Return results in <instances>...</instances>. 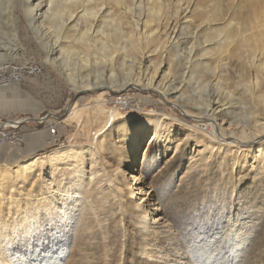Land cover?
Listing matches in <instances>:
<instances>
[{
	"label": "rangeland",
	"instance_id": "obj_1",
	"mask_svg": "<svg viewBox=\"0 0 264 264\" xmlns=\"http://www.w3.org/2000/svg\"><path fill=\"white\" fill-rule=\"evenodd\" d=\"M26 7L0 2L25 70L0 87V264H264V41H239L264 0H58L34 26Z\"/></svg>",
	"mask_w": 264,
	"mask_h": 264
},
{
	"label": "bare ground",
	"instance_id": "obj_2",
	"mask_svg": "<svg viewBox=\"0 0 264 264\" xmlns=\"http://www.w3.org/2000/svg\"><path fill=\"white\" fill-rule=\"evenodd\" d=\"M1 1H9V3L13 4L15 0H0V2ZM35 1H37V3L34 5ZM26 6H27L26 7L27 17H28L30 24L32 26L36 25L42 19L43 20L48 19L50 15H52V18H51L52 20H54L56 17H58V14L56 12V11H58V0H26ZM157 7H159V12H161L164 5L161 3H157ZM9 9H10V7H9ZM9 13H10V11H9ZM11 16H12V14H11ZM69 20H73V15H69ZM135 26L138 27V24L136 23ZM147 29H148V27H147ZM175 30H176V26H172V27L170 26V29H169L170 36L172 34H174ZM136 31H137V29H136ZM154 34L155 33H153V31L151 32V31L147 30V32L145 34H142V35H143V37L145 36L144 37L145 42L149 43L150 38H152L154 36ZM169 34L167 33V36H169ZM259 39H261V41H264V17L263 16L262 17L257 16L254 21L246 24L244 33H242V36L239 37V41L246 47H250V44L253 41H255V44L257 45ZM135 40L134 41L132 40V44L134 43L133 45L136 47L135 42H138V40L137 39H135ZM120 51H122V50H120ZM189 56H190L189 59H191V60L195 58L193 54H190ZM4 57H5L4 55H0V59H2V60H0V73L2 71H4L7 67L9 69H12V71H15V72H18L19 70H21L19 68L16 69V68H13V67L11 68L10 66H8L7 62H9V61L6 60ZM138 60H137V62H139V64L141 66L143 65V63H145L143 59H138ZM191 60H189V61H191ZM110 61L111 60H108V62H110ZM65 76L68 77L69 75H65ZM155 79H156V75L151 76L149 78L147 84H143L142 87L144 89H152V91L155 90V91L159 92L160 95L163 96V98L165 100L168 99V95L173 91L170 89L169 90H164V89L161 90V89L157 88V86H155ZM129 84H131V83H129V82L125 83L124 85H122L120 87H112V86H106V85H88V86H84L82 88H78V90L80 91V93H86L89 91H93V92H100V91H102V92H110V91L113 92V91H115V92L119 93L121 91H127L131 87ZM131 85L140 86L137 82H133ZM253 86L256 88V84H254ZM169 87H170V85H169ZM220 100H222V99H219V98L216 99L215 98V99L210 100V104L207 107L206 115L203 116V118H200V122H209V121L211 122V120H213V117L215 116V114H217L219 111L222 110V108H224L225 105H223V102H222L223 100L222 101H220ZM261 122H262L261 120H258L257 126H255V128L257 129V134H263L264 135V123H261ZM209 126H210V130H211L210 132H211V135H213V138L217 139L219 142H225L226 141V139H224L221 135L217 136L213 123H210ZM12 127H14V126H12ZM156 139H157V135H154L153 141H155ZM232 143L241 144V141L239 139H233ZM70 152L76 153L75 157H77V155H78L77 153H79V152H76V151L71 150V149L70 150L66 149V150L54 152L52 157H62L64 155H67ZM80 154H82V153H80ZM34 163L35 162H31L27 166H22V167H24L22 169H25V168L30 169V168H32V165ZM148 207H150V206H148Z\"/></svg>",
	"mask_w": 264,
	"mask_h": 264
},
{
	"label": "built area",
	"instance_id": "obj_3",
	"mask_svg": "<svg viewBox=\"0 0 264 264\" xmlns=\"http://www.w3.org/2000/svg\"><path fill=\"white\" fill-rule=\"evenodd\" d=\"M25 70L22 72H15L8 67L3 71V76H0V87H5L13 84L14 82H20ZM16 80V81H15ZM10 137L5 132H0V145L8 144Z\"/></svg>",
	"mask_w": 264,
	"mask_h": 264
}]
</instances>
